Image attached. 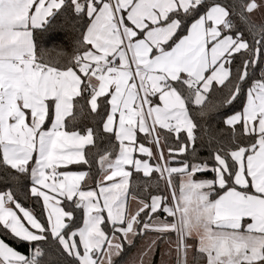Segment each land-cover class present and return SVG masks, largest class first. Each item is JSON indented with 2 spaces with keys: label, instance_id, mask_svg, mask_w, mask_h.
I'll use <instances>...</instances> for the list:
<instances>
[{
  "label": "snow or ice",
  "instance_id": "obj_1",
  "mask_svg": "<svg viewBox=\"0 0 264 264\" xmlns=\"http://www.w3.org/2000/svg\"><path fill=\"white\" fill-rule=\"evenodd\" d=\"M0 264H264V0H0Z\"/></svg>",
  "mask_w": 264,
  "mask_h": 264
}]
</instances>
